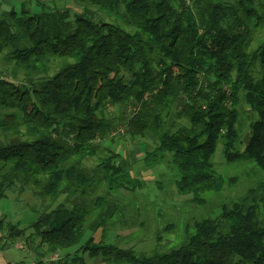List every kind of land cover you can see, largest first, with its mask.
Instances as JSON below:
<instances>
[{"label":"trees","instance_id":"trees-1","mask_svg":"<svg viewBox=\"0 0 264 264\" xmlns=\"http://www.w3.org/2000/svg\"><path fill=\"white\" fill-rule=\"evenodd\" d=\"M70 1L80 13L38 1V13L29 1L0 13V201L28 191L39 200L26 238L38 240L39 261L58 251L103 264H264L261 182L217 217L194 220L166 252L137 255L103 237L82 244L113 219L109 193L143 188L103 146L119 137L153 141L143 169L172 173L176 195L195 207L236 184L218 172V148L224 165L264 174V40L252 44L264 29L263 0ZM89 160L96 165L87 171ZM100 184L106 195L85 203ZM3 231L24 234L1 220ZM53 264L83 262L77 255Z\"/></svg>","mask_w":264,"mask_h":264},{"label":"rangeland","instance_id":"rangeland-1","mask_svg":"<svg viewBox=\"0 0 264 264\" xmlns=\"http://www.w3.org/2000/svg\"><path fill=\"white\" fill-rule=\"evenodd\" d=\"M24 1H29L27 2V8L31 10L32 13L39 12V8L35 6V2L37 1L41 4H48L52 9L61 11L68 9L72 14L81 12V9L70 0H0V13L9 12L10 10L19 13L21 4ZM185 1L188 5L192 3V0ZM253 36L254 39L252 44L257 46L259 42L264 40V29L254 32ZM55 65H57V63L53 65L50 75L55 71ZM99 83L100 81H97V84ZM244 109L246 111L245 116H250L249 108L245 106ZM116 114L117 109L108 108L106 112L107 116H114ZM251 117L252 120L255 119L254 115ZM249 120L244 119V131L241 134V139L244 144L247 142ZM0 139L2 140V137H0ZM116 141V144L109 145L104 143L103 146L119 154L122 167L130 172L133 177L139 179L143 184V188L136 190L134 193H109L106 196L107 203L116 208L113 219L107 224L106 232L103 233L101 230H98L93 234L87 233L82 240V244H84L90 236L93 237L95 242H99L103 237L104 241L113 245H118L123 249H133L137 255L149 256L154 252H166L181 243L185 235V229L189 227L194 220H199L207 216L211 218L217 217L220 213L219 207L222 204H230L236 201L247 189L254 187L258 182L264 183V174L251 165L241 164L231 167L224 165V161L220 157V148H218L215 157L218 172L227 179L233 177L236 179V184L226 186L218 194H205L204 197L210 203L203 207H195L189 202L190 197H179L176 195L174 187L176 178L172 173L166 172L161 166L151 171H145L143 169L141 159L145 151H147V148L154 146L155 143L153 141L147 138H137L134 141H130L127 137H119ZM95 165L96 160H89L84 164V168L89 171ZM100 195H106L105 188L101 184L95 187L93 191L89 192V195L85 197L83 201L89 203L91 199ZM63 199L64 197H61L58 201H63ZM7 200L6 202H1L0 205L6 210L10 207L12 211L15 210L12 212V217L15 215L17 216L27 208L31 219H33L32 224L36 216L32 214L29 207L35 206L37 209H42L39 200L32 196L30 191L24 193L19 198H16V192H8ZM12 203H16L15 205L17 206L13 207L15 205ZM47 205L48 201H43V206L46 207ZM66 205H68V203ZM22 206L23 208H21ZM93 214H95V212ZM25 218L15 217L12 223L16 225L17 223L15 222L18 221V223L22 224L19 229H27L30 222L28 223V220ZM31 219L29 218V220ZM170 225L173 226L172 231H165L164 229ZM191 230L190 228V231ZM28 234H33V230L32 233L28 231ZM27 237L29 236L27 235L25 237V234H23V236L18 237L19 240L15 239L13 241V245H21L25 248V251H23L19 249L21 247H11L14 263L25 261L27 264H30L33 260L36 262L40 259L41 252H38V254L35 252L39 243L38 240L33 242L30 238L26 239ZM13 238L14 237H12V239ZM42 250L45 253L47 251L46 248ZM55 255L58 256L56 261L51 259ZM77 255L80 257L83 264H103L99 259L89 260L86 254H82V252L61 255L57 251L48 253L41 258V260L43 264L58 262L70 263Z\"/></svg>","mask_w":264,"mask_h":264},{"label":"crops","instance_id":"crops-1","mask_svg":"<svg viewBox=\"0 0 264 264\" xmlns=\"http://www.w3.org/2000/svg\"><path fill=\"white\" fill-rule=\"evenodd\" d=\"M6 201H8L7 198H6V200L0 201V204H1V202H6ZM12 204L15 205L16 203H12ZM18 205H19V202H18ZM16 206L17 205H15L13 207H16ZM24 207H26V206H24ZM21 208H23V206ZM17 210H19V209H17ZM14 211L15 210L12 211L11 207L8 210H6L4 207H2V205H0V221L3 220L4 223H7V222H11L12 223V220H14L15 217H20V218H25L26 217L25 219L28 220L27 222L28 223L30 222V224L27 226V229H19V228H21L20 226L22 224L18 223V221L15 222V223H17L16 226L18 227V229L22 230L24 232L25 237L27 235L31 236V235L28 234V231H30V233H32V228H31L32 226L31 225H32V220L33 219H31L30 213L27 211V208H26V210L22 211L17 216L15 215L14 217H12V212H14ZM29 218L31 220H29ZM15 239L19 240L18 237H14L12 239V237H10L8 235L7 231L0 232V264H27V262H25V261H19V262H15V263L13 262V254H12V249H11L12 246L17 247V248L21 247L19 249L25 251V248H23L21 245H13V243H14L13 241ZM42 249H44V248H42ZM28 252H29V250H28ZM10 258H11L12 261L10 260ZM40 262L42 263V260L41 261L38 260L36 262H35V260H33L30 264H39Z\"/></svg>","mask_w":264,"mask_h":264},{"label":"built area","instance_id":"built-area-1","mask_svg":"<svg viewBox=\"0 0 264 264\" xmlns=\"http://www.w3.org/2000/svg\"><path fill=\"white\" fill-rule=\"evenodd\" d=\"M120 132H122V130H120ZM57 258H58V256L57 255H55L53 258H51L52 260H57Z\"/></svg>","mask_w":264,"mask_h":264}]
</instances>
